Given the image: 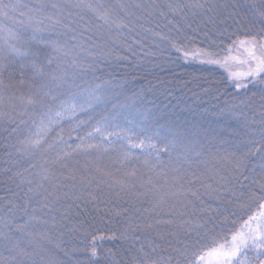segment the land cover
Wrapping results in <instances>:
<instances>
[{"label": "trees", "instance_id": "obj_1", "mask_svg": "<svg viewBox=\"0 0 264 264\" xmlns=\"http://www.w3.org/2000/svg\"><path fill=\"white\" fill-rule=\"evenodd\" d=\"M245 40L260 55L264 0H0V99H32L25 115L0 108V264H190L221 245L204 219L224 214L209 191L233 161L240 198H257L228 219L264 203L249 183L264 170V73L237 89L221 62L244 59ZM119 181L134 194L116 205ZM104 206L119 236L90 224Z\"/></svg>", "mask_w": 264, "mask_h": 264}, {"label": "rangeland", "instance_id": "obj_2", "mask_svg": "<svg viewBox=\"0 0 264 264\" xmlns=\"http://www.w3.org/2000/svg\"><path fill=\"white\" fill-rule=\"evenodd\" d=\"M249 47L250 45L248 44H245L243 46L240 44V49H243L244 54H245L244 59H242V57L240 56L241 54L240 53L234 59L233 57H227L226 59L225 58L222 59L221 60L222 64L233 65L235 70L234 72L232 71V73L245 72L248 70L250 66L254 67L255 62L249 58V53L248 51H246V49ZM240 49H239V52H240ZM229 77H230V74H229ZM1 89H2V86L0 85V92L2 91ZM95 96H96V93L94 94L93 97ZM28 101L29 100L26 97H24V95H21V94L16 95V96L10 95L8 98L3 97L2 100L0 99V108L10 109L13 112L16 106L19 108L22 107L21 114L25 115L27 113H24V112H28L31 107ZM1 124H2V115H0V125ZM89 159L94 160V156L93 158H89ZM241 161L242 160H236L232 162L233 169L229 170L230 174H228V176H225L224 174L217 176L214 194L212 190L209 191L211 200H213V203L210 209H215L217 211L221 210L220 214L221 213H224V214L221 215V219L219 220L223 221V218H225L226 223L222 224V226L220 225L221 226L220 228V226L214 225L216 221H219V220H217L214 217H207L206 219H204L205 222H207L205 225L206 226L205 231H207L208 235H210V232L214 234L217 233L214 236L221 238V241H222L221 244L225 245V247H230L232 245L233 236H236L238 234L243 235L245 239L247 240V246L241 247L240 252L237 254V256L231 258V264H262V262H264V247H257L253 245L252 241L248 239V235L250 232H256L258 230L264 232V217H260L259 215L261 211H264V208H261V206L264 205V203L261 204L258 210L254 212L253 215L247 221H245L242 225H240V223L238 224L237 219L231 218L229 220L226 215V214H233V216L237 218L240 215V213L242 212L244 213V211H247L248 207H253L255 198H257V193L254 194V193H248V192L246 193H248L249 197L246 196L244 198L243 197L240 198L241 195L239 194V192H237V190H235L236 185L234 183L236 182L238 183L240 182V179H242V174H243L242 170H243L244 165ZM256 167L260 171L255 172L254 177L250 180L249 183L253 184L252 186L253 188L256 187V188H259V190H264V170H261L260 165ZM98 179L101 180L102 182H105L106 180H108L106 177H103V174ZM242 180L245 182L244 178ZM228 183H231V185H228ZM244 184L246 185V183ZM118 185L120 186L121 189L124 190L123 192L116 193L114 190L111 189L109 190L110 192H108L106 195L109 198V200H111L116 205L120 203L123 204L124 200H128V197L130 198L131 195L134 194V192L128 191L127 189H126L127 191H125V187L124 185H122L120 181L118 182ZM217 199L219 202L217 201ZM249 201H251V203H248ZM101 204L102 203H99L98 205H101ZM105 207L108 208L110 211H106ZM114 209L116 208L108 207V206L100 207V209L96 208V210L94 211H92L93 209H90V211H92L91 213L92 216L89 219L90 224H93V225L95 224L94 227L100 230L102 229L103 225H108V226H112L113 224L117 225L118 223L115 222L117 213H115L116 211ZM217 211H214V214H217ZM232 223L234 224L232 228L239 225L238 228L234 229V233L231 234L232 235L231 237H229L226 240H223L225 236H223L222 231H224L225 228L230 226L229 224H232ZM121 228L122 227L119 224L117 225V227L115 228L113 227V233L119 236L121 232ZM219 230H222V231L220 232ZM211 236L212 235L208 236V239H207L209 240L208 243L213 242L211 240ZM218 247L219 246H216L214 248H218ZM112 251L119 252L118 255L116 253V256H117L116 259L120 258L119 261L120 260L123 261L124 255L122 256L121 252L122 251L124 252V249H122L119 246V244ZM203 264H219V262L215 258L206 257Z\"/></svg>", "mask_w": 264, "mask_h": 264}, {"label": "snow or ice", "instance_id": "obj_3", "mask_svg": "<svg viewBox=\"0 0 264 264\" xmlns=\"http://www.w3.org/2000/svg\"><path fill=\"white\" fill-rule=\"evenodd\" d=\"M240 44L243 46L245 44H249L250 47L246 49L249 53V58L255 62L254 67H249L245 72H235L230 73V78L237 81L236 88L240 89L241 87H247V84L242 83L241 81L246 80L248 77H251L253 80L256 77L260 76L261 73H264V45L260 46V55L256 54V45L255 41H241ZM179 51V49H178ZM189 54L185 53L187 57ZM193 55H199V52L193 53ZM208 63H219V61H214L209 59ZM29 103L32 101L29 100ZM99 132L100 130L97 129ZM91 147V145H89ZM133 147H137V145H133ZM264 208V205L261 206ZM260 217H264V211L259 213ZM254 219V218H253ZM248 239H250L253 245L257 247H264V232L256 231L250 232L248 235ZM247 246V240L241 234L232 237V245L230 247H225V245L221 244L218 248L210 249L209 251L203 252L202 254H193V259L191 260L190 264H203L206 257L215 258L219 264H231V258L237 256L240 252L241 247ZM96 249L95 247L92 248L91 256H96ZM264 264V262H262Z\"/></svg>", "mask_w": 264, "mask_h": 264}]
</instances>
